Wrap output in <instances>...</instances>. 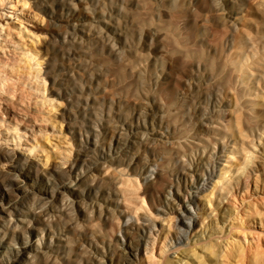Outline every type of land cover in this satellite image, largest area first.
<instances>
[{
    "label": "bare ground",
    "instance_id": "obj_1",
    "mask_svg": "<svg viewBox=\"0 0 264 264\" xmlns=\"http://www.w3.org/2000/svg\"><path fill=\"white\" fill-rule=\"evenodd\" d=\"M162 1L169 7H175L179 1L183 5L188 3L186 0ZM224 2L233 4V0ZM29 5L28 0H0V59L16 53L19 65L38 74L39 54L50 55L54 37L46 39V36L29 31ZM128 6L140 9L138 0H60L64 30L56 37L61 50L50 80L57 87L55 94L61 103L47 101L46 108L61 109L60 116L68 122L64 125L69 131L68 140L56 142L59 145L52 143L51 139L67 137L60 131L62 123H58L53 115L42 117V122L52 126L45 124L47 129L37 132L32 127L20 130L18 125L1 121L4 118L0 116V212L4 215L0 224V264H109L108 241L98 228L84 232L81 221L95 226L97 221L105 223L116 219L118 230L114 241L121 248L127 231L134 226H139L142 233L155 231L157 225L163 230L167 221L163 218L164 212L177 192L172 187L164 190L163 207L156 210L162 217L155 215L152 218L147 213L138 220L130 207L138 182H149L156 175L159 164H171L189 171L186 159L191 154L207 151L222 154L231 144L224 165L204 177L196 176V186L188 201L184 200L181 207H170V211L178 215L175 219L177 227L192 233L201 227L197 224L199 217H193L192 207L218 208L231 190L234 178L239 174L237 179L241 181L240 176L249 166V157L239 154L238 149L247 141L239 128L241 119L232 111L223 113L227 122H213L204 103L229 89L238 97L235 106L248 120L250 132L251 127L260 122L258 115L264 114V27L258 28L255 35L245 34L241 46L236 48L228 37L227 29L231 28L224 27L221 36L199 39L205 51L191 54L175 44L170 51L158 50V57L150 59L139 54L137 46L154 37V33L132 16ZM206 21L207 14H204L200 30ZM232 21L231 26L235 29L239 20ZM247 23L249 26L250 22ZM218 47L226 48L229 56H218ZM173 56L196 58L190 63L188 75L181 84L178 103L164 106L154 90L160 79H165L167 64L164 63ZM67 81L71 82L70 86ZM43 101L45 99L39 101V106L46 103ZM193 106L199 110L197 129L210 136L207 139L198 133H189L195 127L191 120L187 121ZM42 111L32 117L41 115ZM149 114L164 133L167 134L170 127L177 128L178 138L147 131L144 121ZM113 120L120 128L118 141L131 134L136 144H141L151 141L156 134L150 149L161 147L152 156V161L142 162L135 184L124 179L120 160L114 157V146L103 148L102 135ZM83 122L86 123L85 130L81 127ZM36 137L44 141L39 142ZM259 163L255 170L259 176H254L250 188L255 193L254 202L246 204L243 212L246 232H251L253 238L247 243L244 237L243 243L234 249L229 250L225 245L227 249L221 256L223 263L237 257L239 264H264V199L260 197L264 194V173L257 170ZM113 166L116 168L112 169ZM33 181L45 185L38 192L41 199L56 200L64 207L42 208L35 204L19 211L17 205L8 204L5 208L10 196L31 194ZM89 192L98 200L89 208L82 207ZM242 193L246 195L247 190L242 189ZM242 204L243 200L240 206ZM65 211L79 213L72 218L71 225L65 222ZM143 244L145 256L152 259L153 253L147 250V242ZM74 245L78 248L73 249ZM175 255V259L180 257L176 264H185L189 256L194 262L197 260L194 251L187 249H176ZM158 256L157 264H168L167 251L160 250ZM132 257L136 261V254Z\"/></svg>",
    "mask_w": 264,
    "mask_h": 264
},
{
    "label": "rangeland",
    "instance_id": "obj_2",
    "mask_svg": "<svg viewBox=\"0 0 264 264\" xmlns=\"http://www.w3.org/2000/svg\"><path fill=\"white\" fill-rule=\"evenodd\" d=\"M28 1L30 3L28 9L30 16L28 21L29 31L37 36H46V39L50 36L54 37L53 46L50 48L51 52L48 57H45L42 53L39 54L41 63L39 64L38 74H33L28 67L19 65L16 53L0 59V116L4 118L1 121H9L11 125H18L17 128L20 130L32 127L37 132L46 130L47 125L52 126L42 122V117H45L46 114L53 115L58 123H62L61 133L67 136L57 140L51 139L52 143L59 145L57 143H63L69 139V131L64 127L68 122L65 117L60 116V108L49 109L46 106L49 104L47 101H51V104L61 103V99L55 94L57 87L52 85L50 75L61 50L56 37L58 33L64 30V13L59 9L60 0ZM138 1L140 9L128 6V10L144 28L154 33V37L141 41L137 46L138 53L148 56L150 59L158 57L156 54L158 50L170 51L175 44L188 50L191 54L205 51L199 39H212L221 36L224 27L232 29H227L228 37L232 39L234 48H236L241 46L245 34L255 35L258 28L264 27V4H260L264 0H233V4H227L224 0H186L187 4L183 5L182 1H179L175 7H169L162 0ZM204 14H207V21L203 30H200V20ZM232 19L239 20V25L235 26V29L231 26ZM247 22H250L249 26H247ZM219 55L226 58L229 56V51L226 48L218 47ZM209 57L211 58V56ZM195 58L196 56L193 59ZM193 59L173 56L168 63L163 62L167 64L164 69L165 79L161 78L154 90L162 105L174 104L175 106L178 103L181 84L188 75L189 65ZM66 84L70 86L71 82L67 81ZM42 99H45L42 103H46L39 106V101ZM237 102L238 97L227 89L219 92L216 98H212L210 102L204 103V105L208 108V114L211 115L213 122H227L228 120L223 118V113L228 114L232 111L235 116L237 115L236 117L241 119L239 128L241 135L247 141L243 147L238 148L240 150L239 154L249 157V166L245 173L240 176L241 181L237 179L238 174L231 183V190L218 208L213 207L207 210L208 208L205 207L203 209L200 206L197 208L192 207L193 217L195 219L199 217L197 224L201 227L195 228L192 233H187L185 229L180 230L177 227L175 219H178V215L176 212L172 213L170 207L178 208L182 206L184 200L188 201L189 195L196 186L198 179L196 176L204 177L209 171H217L220 166L224 165L231 144L222 154L213 151H207L204 154H191L186 159L190 168L189 171L171 164L157 165L156 175L149 182L145 184L138 182V185H136L134 189L135 200L130 207L138 220H141L147 213L152 218L155 215L162 217L156 210L163 207L162 195L164 190L172 187L177 195L172 198L170 207L165 210L166 213L164 212L166 216L163 218L167 221L163 230L157 225L155 231L142 233L139 226H134L127 231L125 244L121 248L120 244L114 241V235L118 230L116 219L105 223L97 221L95 226L92 223L87 225L83 221L80 222L81 225L85 226L83 227L84 232L98 228L104 235L109 244L106 247L109 248L108 258L111 260L109 264H157L160 261L158 256L160 250L169 253L168 264H176V261L180 259L179 256L175 259L176 249L181 251L187 249L189 252L194 251L196 254L197 260L195 262L192 260V256H189L184 261L185 264H239L237 257L223 263L221 256L224 255V251L227 249L225 245L230 250L243 243L242 239L244 237L247 238V243H250V239L253 238L251 232H246L243 212L246 204L250 205L254 202L255 193H252L250 188H252L254 176H259L255 173L257 163L262 162L259 163L260 168L257 170L264 173V114L258 115L260 122L252 126V132H250L248 120L243 117L241 111L235 106ZM35 107L37 108L33 110ZM149 107L152 108V106ZM39 110H43L42 114H37L33 118L32 115ZM78 120L81 121V118H78ZM189 120H191L192 125H195L189 132L190 134L198 133L203 139L210 137L202 130L197 129V122L200 120L197 106L191 107L187 121ZM19 122L21 125H19ZM144 122L147 131L153 130L154 133L157 131L161 136L168 135L172 139L178 138L177 128L170 127L168 133H164L154 123L151 114ZM54 125L58 129V125L56 123ZM81 127L85 130L86 123L83 122ZM47 133H50V131H47ZM119 133V124L116 120H113L102 135V145L105 150L110 145L114 146V157L120 160V168L124 171V179L135 184L138 169L142 162L144 160L152 161L154 158L152 156L159 152L161 147L150 149L156 134L151 137V141L149 139L146 143L136 144V140L131 134L124 135L118 141ZM143 133L146 134V132ZM37 140L39 142L44 141L39 137ZM201 156L203 157L201 158ZM235 156L233 155V157ZM115 168L116 166L112 167V169ZM36 169L37 167H35V171ZM43 188H45L44 184L33 181L30 188L31 194L19 195V197L15 196L17 194L10 196L5 202V208L8 204L17 205L19 211L25 206L30 205L32 207L35 204H39L42 208L64 207L56 200L41 199L38 192ZM244 188L247 190L246 195L242 193ZM260 197L264 199V194ZM97 200L98 198L94 193L89 192L83 199L82 207L89 208ZM242 200L243 204L240 206ZM65 213L67 215L65 222L68 225H71L72 218L79 214L78 211L76 214L70 211H65ZM3 218L4 215L0 212V224ZM144 242H147V250L153 253L152 259L145 256ZM77 248L78 246H73V249ZM133 254H136V261L132 257Z\"/></svg>",
    "mask_w": 264,
    "mask_h": 264
}]
</instances>
